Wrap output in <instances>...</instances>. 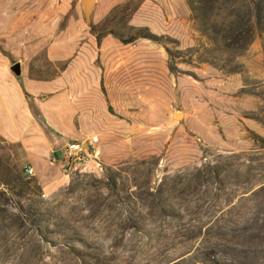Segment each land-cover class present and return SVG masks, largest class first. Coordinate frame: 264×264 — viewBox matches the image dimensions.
I'll return each instance as SVG.
<instances>
[{"label": "rangeland", "instance_id": "rangeland-1", "mask_svg": "<svg viewBox=\"0 0 264 264\" xmlns=\"http://www.w3.org/2000/svg\"><path fill=\"white\" fill-rule=\"evenodd\" d=\"M144 1L99 23L148 35L103 60L122 125L105 168L51 194L23 170L1 185L0 264H264V0L148 3L135 26Z\"/></svg>", "mask_w": 264, "mask_h": 264}, {"label": "crops", "instance_id": "crops-1", "mask_svg": "<svg viewBox=\"0 0 264 264\" xmlns=\"http://www.w3.org/2000/svg\"><path fill=\"white\" fill-rule=\"evenodd\" d=\"M84 1L0 0V188L31 166L43 192H55L69 182L61 160L68 142L96 135L103 151L101 135L122 126L110 113L116 91L103 60L125 45L111 35L99 44L90 25L128 0H93L89 15ZM148 3H179L188 10L184 0H145L132 19L135 26L144 25ZM17 63L20 75L12 70ZM122 88L127 101L131 86Z\"/></svg>", "mask_w": 264, "mask_h": 264}, {"label": "built area", "instance_id": "built-area-1", "mask_svg": "<svg viewBox=\"0 0 264 264\" xmlns=\"http://www.w3.org/2000/svg\"><path fill=\"white\" fill-rule=\"evenodd\" d=\"M54 160L58 156L54 153ZM62 170L67 176L77 173H98L105 168L101 139L91 136L79 141H70L62 149ZM28 178L35 176L34 168L26 166L24 169Z\"/></svg>", "mask_w": 264, "mask_h": 264}, {"label": "trees", "instance_id": "trees-1", "mask_svg": "<svg viewBox=\"0 0 264 264\" xmlns=\"http://www.w3.org/2000/svg\"><path fill=\"white\" fill-rule=\"evenodd\" d=\"M186 1L189 3V5L191 7V10L195 13V15H197V17H200V16L201 17H206L208 15L209 10H213L214 9V7L212 5L213 3H212L211 0H209V1H207L205 3V7H204L203 11L202 10H198L195 7L193 0H186ZM208 6H210V7H208ZM260 12H262V8H260ZM99 26H100L99 24H91L90 28H91V32L96 36L97 41L100 44V42L102 41V39L104 37H106L108 35H113V33L112 32L101 33V32H99ZM252 28H253V26H252ZM134 29L137 30V31H140V29H136V28H134ZM147 37H148V35H146V34H139V35H136V37H134L132 39H129V40L121 39V41L123 43H125V44H129V43L135 41L137 38H147Z\"/></svg>", "mask_w": 264, "mask_h": 264}, {"label": "water", "instance_id": "water-1", "mask_svg": "<svg viewBox=\"0 0 264 264\" xmlns=\"http://www.w3.org/2000/svg\"><path fill=\"white\" fill-rule=\"evenodd\" d=\"M84 6H85V10H86V13L87 15H89L90 13V10L93 6V0H85L84 1ZM12 70L17 74V75H20L21 74V66L20 64H15L13 67H12ZM178 119L181 118V115H178L177 116Z\"/></svg>", "mask_w": 264, "mask_h": 264}]
</instances>
